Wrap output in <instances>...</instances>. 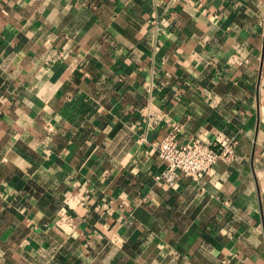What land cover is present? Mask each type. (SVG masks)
Wrapping results in <instances>:
<instances>
[{"label": "crops", "instance_id": "crops-1", "mask_svg": "<svg viewBox=\"0 0 264 264\" xmlns=\"http://www.w3.org/2000/svg\"><path fill=\"white\" fill-rule=\"evenodd\" d=\"M0 264H264V0H3Z\"/></svg>", "mask_w": 264, "mask_h": 264}, {"label": "built area", "instance_id": "built-area-1", "mask_svg": "<svg viewBox=\"0 0 264 264\" xmlns=\"http://www.w3.org/2000/svg\"><path fill=\"white\" fill-rule=\"evenodd\" d=\"M180 131V125H173L157 147L158 157L165 164L163 170L154 176L157 182L174 185L184 177L201 181L219 161L231 163L236 159L233 139L218 137L207 141L193 137L182 143L179 141Z\"/></svg>", "mask_w": 264, "mask_h": 264}]
</instances>
